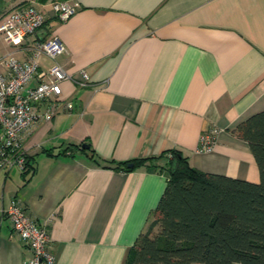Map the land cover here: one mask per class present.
Here are the masks:
<instances>
[{"label": "crops", "instance_id": "0c3cea01", "mask_svg": "<svg viewBox=\"0 0 264 264\" xmlns=\"http://www.w3.org/2000/svg\"><path fill=\"white\" fill-rule=\"evenodd\" d=\"M76 1L65 21L50 2L29 1L45 15L41 37L66 45L56 60L72 76L61 88L73 108L39 117L24 134L31 173L0 172V264L31 254L4 215L13 197L47 229L54 264L124 263L165 188L166 155L126 171L96 163L91 151L122 162L178 149L201 171L259 181L232 129L264 110V0ZM26 45L33 37L0 57L24 59ZM81 70L89 83L79 87ZM212 126L220 129L212 151L196 152Z\"/></svg>", "mask_w": 264, "mask_h": 264}, {"label": "trees", "instance_id": "16d2710c", "mask_svg": "<svg viewBox=\"0 0 264 264\" xmlns=\"http://www.w3.org/2000/svg\"><path fill=\"white\" fill-rule=\"evenodd\" d=\"M232 133L247 142L259 169L258 182L201 171L178 149L122 162L91 151L96 163L126 171L166 155L165 188L123 264H264V110L238 122ZM31 171L27 157V168L20 172Z\"/></svg>", "mask_w": 264, "mask_h": 264}, {"label": "built area", "instance_id": "2783aa9c", "mask_svg": "<svg viewBox=\"0 0 264 264\" xmlns=\"http://www.w3.org/2000/svg\"><path fill=\"white\" fill-rule=\"evenodd\" d=\"M54 15L65 21L73 15L79 3L76 0H52L49 3ZM44 13L31 2L20 4L0 18V40L9 46L26 44L33 37L34 45L27 47L24 59H18L11 52L0 57V172L13 168L24 171L27 168V153L22 138L40 117L46 121L61 111L73 108L70 99L62 98L61 81L72 79L56 56L67 52L65 43L55 34L41 39ZM48 57L47 68L40 65L41 58ZM82 79L77 86H86L89 75L81 70ZM32 79L35 83L30 85ZM45 105L42 112L39 106ZM220 129L209 127L200 134L196 152L212 151ZM4 215L12 229L25 241L30 256L21 264H54V254L49 249L50 235L44 225L32 219L20 199L13 197Z\"/></svg>", "mask_w": 264, "mask_h": 264}, {"label": "rangeland", "instance_id": "374dc122", "mask_svg": "<svg viewBox=\"0 0 264 264\" xmlns=\"http://www.w3.org/2000/svg\"><path fill=\"white\" fill-rule=\"evenodd\" d=\"M30 0H0V18L5 15L8 11L11 9H14L16 6L24 3H28ZM37 1V0H34ZM39 1V0H38ZM52 0H46L45 3H49ZM9 45H7L5 42L0 40V55L2 54L3 50ZM11 47V46H9ZM7 47V48H9ZM10 49V48H9ZM11 50V49H10ZM18 170L16 168H13L10 171V174H16Z\"/></svg>", "mask_w": 264, "mask_h": 264}, {"label": "water", "instance_id": "95a60500", "mask_svg": "<svg viewBox=\"0 0 264 264\" xmlns=\"http://www.w3.org/2000/svg\"><path fill=\"white\" fill-rule=\"evenodd\" d=\"M82 147L88 148L87 145H83ZM127 166L132 167L133 163H129V164H127ZM176 166H177V160L175 159V160H173L172 165H171V172L175 169Z\"/></svg>", "mask_w": 264, "mask_h": 264}]
</instances>
